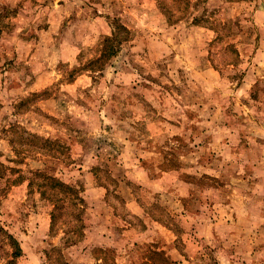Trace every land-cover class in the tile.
Instances as JSON below:
<instances>
[{
  "label": "rangeland",
  "instance_id": "1",
  "mask_svg": "<svg viewBox=\"0 0 264 264\" xmlns=\"http://www.w3.org/2000/svg\"><path fill=\"white\" fill-rule=\"evenodd\" d=\"M257 12L264 0H0L14 264H264ZM43 175L76 193L55 205Z\"/></svg>",
  "mask_w": 264,
  "mask_h": 264
},
{
  "label": "trees",
  "instance_id": "2",
  "mask_svg": "<svg viewBox=\"0 0 264 264\" xmlns=\"http://www.w3.org/2000/svg\"><path fill=\"white\" fill-rule=\"evenodd\" d=\"M116 37H117L116 34H113L112 37H109L106 39L105 47L103 48L102 53H101L102 57L100 56L101 58L110 56L113 53L112 40H114ZM96 62H98V60H96L95 63ZM35 137L38 138V136H35ZM45 142H47L46 139H45ZM40 151H43V150H40ZM29 184H32V183H29ZM39 185H40L41 194L43 195L46 192L44 188H47L49 186V188L51 189L49 190L50 191L49 197L50 196L53 197V199L55 200L54 202L55 205L59 201V199H61L60 194H72V193L75 194L76 193V191L69 185L65 184L64 182L60 180H56L54 177H51L48 175L42 176V182ZM78 197L79 196H77V198ZM0 244L7 245L10 248V251L5 250V254L9 255L10 257L9 260H6V263L14 264L15 259L21 255V248L19 246L18 241L12 236V234L7 232V230H5L2 226H0Z\"/></svg>",
  "mask_w": 264,
  "mask_h": 264
},
{
  "label": "crops",
  "instance_id": "3",
  "mask_svg": "<svg viewBox=\"0 0 264 264\" xmlns=\"http://www.w3.org/2000/svg\"><path fill=\"white\" fill-rule=\"evenodd\" d=\"M257 13H259V15H264V12H257Z\"/></svg>",
  "mask_w": 264,
  "mask_h": 264
}]
</instances>
